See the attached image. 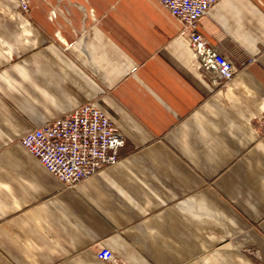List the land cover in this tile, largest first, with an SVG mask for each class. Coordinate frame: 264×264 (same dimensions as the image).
<instances>
[{"label": "crops", "instance_id": "crops-1", "mask_svg": "<svg viewBox=\"0 0 264 264\" xmlns=\"http://www.w3.org/2000/svg\"><path fill=\"white\" fill-rule=\"evenodd\" d=\"M0 0V264H264V0H219L196 67L157 0ZM91 100L118 159L63 187L19 143Z\"/></svg>", "mask_w": 264, "mask_h": 264}, {"label": "built area", "instance_id": "built-area-1", "mask_svg": "<svg viewBox=\"0 0 264 264\" xmlns=\"http://www.w3.org/2000/svg\"><path fill=\"white\" fill-rule=\"evenodd\" d=\"M17 9L29 12L27 0H15ZM179 23L196 67L215 87H225L238 66L209 43L199 30V20L219 0H157ZM19 143L63 187H72L77 181L115 163L117 150L124 143V135L96 107L91 100L84 101L63 113L32 127ZM97 258L117 263L114 253L98 244Z\"/></svg>", "mask_w": 264, "mask_h": 264}, {"label": "rangeland", "instance_id": "rangeland-1", "mask_svg": "<svg viewBox=\"0 0 264 264\" xmlns=\"http://www.w3.org/2000/svg\"><path fill=\"white\" fill-rule=\"evenodd\" d=\"M15 9H16L20 14H22L24 17L30 18V17H29V12H28V13H22V12H20V11L17 9V7H15Z\"/></svg>", "mask_w": 264, "mask_h": 264}]
</instances>
